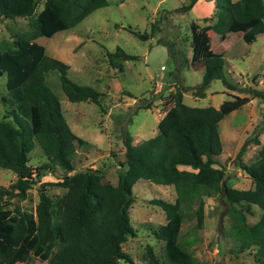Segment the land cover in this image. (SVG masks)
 Instances as JSON below:
<instances>
[{
    "label": "trees",
    "instance_id": "obj_1",
    "mask_svg": "<svg viewBox=\"0 0 264 264\" xmlns=\"http://www.w3.org/2000/svg\"><path fill=\"white\" fill-rule=\"evenodd\" d=\"M212 29L227 33L236 26H246L243 41L251 43L258 33L264 36V0H213ZM39 0H0L2 18L28 17L31 29H37L45 37L76 25L95 9L108 4V0H44L36 11ZM195 0L175 7L184 12ZM251 23V24H250ZM249 24V25H247ZM142 39L151 31H139L126 26ZM191 29V64L195 69L203 67L201 81L196 85H181L172 94L168 108L157 123L154 135L137 144L132 135L123 130L124 160L120 162L117 182L104 180L101 167L76 169L74 155L88 141L70 127L62 110L61 100L46 83V72L59 71L63 92L71 101L88 100L100 104L98 89L82 84L68 75L69 64L46 53L44 44L27 38L24 32H16L11 42L0 46V76L5 74V92L0 95L4 113L0 119V166L16 174L7 186H0V264H25L33 256L47 259L48 264H136L132 256L122 248L135 230L129 209L134 201L133 186L138 179L158 184L172 185L176 196L173 200L153 197L150 202L160 206L166 214V222L154 230L157 238L164 240V261L151 244L145 245L146 264H204L196 259L179 241L183 221V209L198 198L197 225L202 220L204 197L218 194L225 202V210L231 216L228 233L239 250L254 247L257 264H264V143L251 162L241 160L249 141L259 143L258 134L264 126L256 125L252 136L241 144L235 160L252 179L253 186L237 188L228 183L225 169L217 155L222 151L218 129L219 120L247 103L251 98L264 102V87L254 84L247 87L249 94H235L224 99L218 107L213 105H189L183 101V93L193 89L199 96L205 95L209 84L220 78L228 86L224 73L222 53H209L210 38L205 29L195 22ZM171 45V44H170ZM234 45L228 54H236ZM174 61L171 75L180 70L185 58L176 56L168 47ZM109 63L119 70L123 61L137 58L117 46L106 52ZM264 76V75H263ZM170 80L163 82V86ZM138 103V108H148L152 101ZM137 110V109H136ZM38 143L47 159L59 165L63 173L53 182H42L38 187V201L33 210L10 207V198L25 199L29 189L38 180L43 163L31 166L29 153ZM180 165L191 169L180 168ZM46 184L62 186L65 190L52 196ZM261 208L259 218L247 222L252 206ZM215 264H218L217 262Z\"/></svg>",
    "mask_w": 264,
    "mask_h": 264
},
{
    "label": "rangeland",
    "instance_id": "obj_2",
    "mask_svg": "<svg viewBox=\"0 0 264 264\" xmlns=\"http://www.w3.org/2000/svg\"><path fill=\"white\" fill-rule=\"evenodd\" d=\"M43 1L39 0L36 11L42 7ZM187 1L108 0L107 5L95 9L76 25L59 30L50 37H45L37 29H31L26 16L0 20V46L11 42L16 32H24L31 40L44 44L47 54L68 63V75L72 79L101 89L103 95L100 104L88 100L71 101L61 88L59 71L50 69L46 72V83L60 98L70 127L88 140V145L79 147L74 155L76 169L102 167L105 171L104 180L115 184L121 169L120 162L124 160L123 130L127 129L131 133L133 144L152 136L158 129L159 119L169 106L166 101H170L171 94L181 85L193 86L201 81L203 68H188L187 59L191 48L189 24L196 13L173 10ZM153 23L154 31L147 39H142L125 28L129 25L141 32H150ZM199 23L210 37V54L222 53L229 56L225 57L228 60H231L230 56L235 57L232 58L238 63V68L229 67L227 71L226 63L224 65L225 77L235 88L217 78L205 89L206 96L197 95L193 89L185 91V103L199 106L208 103L218 105L235 94L247 95V87L254 84L252 78L255 75L259 80L258 87H264L262 33H258L256 39L248 43L238 36V30H244L246 26L234 27L226 42L235 44L233 51L236 54H228L222 52L224 48L220 39L223 36L212 29L211 20L202 18ZM117 46L137 55L135 59L125 60L122 70L112 67L106 55L107 50H114ZM169 46L175 50L178 59L185 58V61L180 70L175 71L168 79L170 81L163 86L164 72H172L174 69ZM231 50L232 48L229 51ZM242 57L244 60H241ZM4 92L5 74L0 76V95ZM141 98H144L142 102L151 100V106L138 108ZM3 113L4 108L0 102V118ZM263 114L264 102L259 98H252L243 106L224 115L218 123L222 151L217 157L224 166L228 183L234 187L253 186L252 179L239 166L235 157L244 139L253 135ZM258 138L259 143L249 141L246 144L240 156L241 160L251 162L255 159L264 143L262 129ZM46 162L49 166L40 169L38 180L29 189L28 197L10 198L7 200L10 207L33 210L38 201L39 185L60 179L62 168L51 163L36 143L29 153L30 165L34 167ZM16 177L13 171L0 166V186H7ZM45 189L52 196L65 190L55 184H46ZM133 191L134 201L129 212L135 234L129 235L122 242V248L132 256L136 264H146L145 245L149 243L164 261V240L157 238L154 230L166 222V214L160 206L151 203L150 199L163 197L173 200L176 196L175 189L172 185L138 179ZM197 207L198 198L183 209L184 216L179 233V241L196 259L204 264H257L253 257L254 247L239 250L234 238L228 233L231 216L218 194L204 197L200 225H197ZM252 209L253 213L246 214L248 223L255 222L262 211L256 204ZM25 264H48V260L33 256ZM121 264L128 263L122 261Z\"/></svg>",
    "mask_w": 264,
    "mask_h": 264
},
{
    "label": "crops",
    "instance_id": "obj_3",
    "mask_svg": "<svg viewBox=\"0 0 264 264\" xmlns=\"http://www.w3.org/2000/svg\"><path fill=\"white\" fill-rule=\"evenodd\" d=\"M187 11H192V12H195L196 13V16H195V18L191 21V22H195V23H197L198 25L200 24L199 23V21H200V19H202L203 17H205V16H208V15H210L211 13H212V11H214V1L213 0H195V2L192 4V6H191V8L189 9V10H187ZM190 25V24H189ZM199 27H200V25H199ZM232 30H233V28H231L230 29V31H228L227 33H224V34H222V38L220 39V44L222 43V48H224L223 50H222V52L223 53H225L226 52V50H229V46H231V44H232V42L231 43H227L226 42V40H227V36L229 35V33L230 32H232ZM242 31L243 30H241V29H239L238 30V32H240V33H238V36L240 37L241 36V34H242ZM217 33V32H216ZM219 34H221V33H219ZM26 36H27V38H29L30 39V37L26 34ZM210 38V37H209ZM31 40V39H30ZM190 41H191V36H190ZM253 42V41H252ZM209 43H210V41H209ZM190 51V54L188 53L187 54V59H188V68L189 67H191V68H194L193 66H192V64H191V62H190V60H191V55H192V46H191V48L189 49ZM210 50H212V48L210 47V49H209V51ZM223 57H224V65H225V63H226V70L227 71H229V67H234V68H238V63L234 60V56H230L231 57V60H228L227 58H225V57H229V56H224L223 55ZM232 57H234V58H232ZM241 60H244V57H242L241 58ZM125 61V60H124ZM124 61H123V66H124ZM228 65V66H227ZM162 66V65H161ZM124 68V67H123ZM201 68H203V67H200V68H198V69H201ZM117 69V68H116ZM195 69V68H194ZM204 69V68H203ZM118 70V69H117ZM231 70V69H230ZM226 71V72H227ZM252 84V83H251ZM97 89V88H96ZM100 92H102L101 91V89L99 90ZM207 94V93H206ZM103 95V94H102ZM101 95V96H102ZM204 96H206V95H204ZM252 99V98H251ZM250 99V100H251ZM183 101H184V97H183ZM223 101V100H222ZM221 101V102H222ZM220 102V103H221ZM213 105V104H211V103H208V104H206V105ZM190 105V104H189ZM220 104H218V105H213V106H215V107H218ZM105 110V109H104ZM107 111V110H106ZM1 116H3V114L1 115ZM2 118V117H1ZM0 118V119H1ZM220 121V120H219ZM219 123V122H218ZM72 128V127H71ZM73 130V129H72ZM262 130L264 131V126H263V128H262ZM142 132V131H141ZM220 133V132H219ZM79 135V134H78ZM154 135V134H153ZM82 137V136H81ZM84 138V137H83ZM221 138V137H220ZM87 140V139H86ZM88 141V140H87ZM75 166V165H74ZM180 168H186V169H191V167L190 166H187V165H180L179 166ZM102 168V167H101ZM103 170H104V168H102ZM105 172V171H104ZM165 185V184H164Z\"/></svg>",
    "mask_w": 264,
    "mask_h": 264
},
{
    "label": "water",
    "instance_id": "obj_4",
    "mask_svg": "<svg viewBox=\"0 0 264 264\" xmlns=\"http://www.w3.org/2000/svg\"><path fill=\"white\" fill-rule=\"evenodd\" d=\"M168 77H169V72L168 71H165L164 74H163L162 80L164 82H166L168 80Z\"/></svg>",
    "mask_w": 264,
    "mask_h": 264
}]
</instances>
